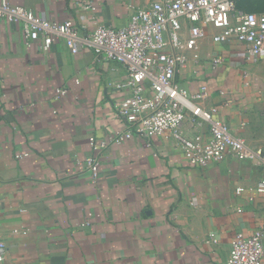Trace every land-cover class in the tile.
<instances>
[{
  "label": "crops",
  "instance_id": "obj_1",
  "mask_svg": "<svg viewBox=\"0 0 264 264\" xmlns=\"http://www.w3.org/2000/svg\"><path fill=\"white\" fill-rule=\"evenodd\" d=\"M57 23L92 28L126 24L142 0H5ZM264 13V0H237ZM209 28L176 76L233 136L264 153V60L244 44L216 43ZM197 57L196 59H194ZM223 58L219 67L212 60ZM126 72L76 54L65 41L48 53L26 47L19 25L0 20V238L3 264H225L235 237L264 233V161L227 158L206 168L186 160L171 137L138 135L121 144L118 118ZM67 90L64 97L57 90ZM190 116L183 132L205 141L209 127ZM90 138L104 143L90 146ZM99 158L97 180L85 169ZM212 239V240H210ZM210 240V241H209Z\"/></svg>",
  "mask_w": 264,
  "mask_h": 264
},
{
  "label": "built area",
  "instance_id": "obj_2",
  "mask_svg": "<svg viewBox=\"0 0 264 264\" xmlns=\"http://www.w3.org/2000/svg\"><path fill=\"white\" fill-rule=\"evenodd\" d=\"M0 20L19 25L28 48L38 43L48 53L63 40L72 47L73 54L86 47L94 51L98 61L123 67L126 78L115 88L123 94L118 118L126 130L112 142L121 144L135 135L144 139L171 137L179 143L189 164L201 169L227 158L264 161L261 150L233 136L227 124L214 118V111L201 106L209 99L205 88L189 93L176 84L177 74L190 63L182 50L194 51L209 28L219 30L214 36L216 43L236 40L244 44L249 60H264V13H246L238 9L237 0H142L124 26L113 28L96 23L88 28L50 21L25 7L0 0ZM222 63L221 57L212 60L214 67ZM67 93L57 90L59 98ZM190 116L198 119L199 127H209L205 141L183 132V124ZM90 146L98 150L105 144L90 138ZM85 169L97 180L99 158L87 157ZM257 192L264 194V178ZM6 252L7 246L0 238V264L5 262ZM225 264H264V233L258 230L249 236L238 234Z\"/></svg>",
  "mask_w": 264,
  "mask_h": 264
},
{
  "label": "trees",
  "instance_id": "obj_3",
  "mask_svg": "<svg viewBox=\"0 0 264 264\" xmlns=\"http://www.w3.org/2000/svg\"><path fill=\"white\" fill-rule=\"evenodd\" d=\"M238 7V6H237ZM239 9V8H238ZM241 10V9H240Z\"/></svg>",
  "mask_w": 264,
  "mask_h": 264
}]
</instances>
